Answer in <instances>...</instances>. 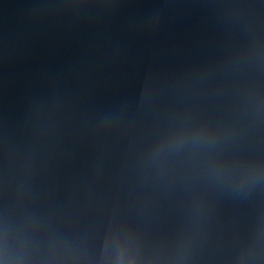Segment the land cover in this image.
<instances>
[{"label": "water", "instance_id": "obj_1", "mask_svg": "<svg viewBox=\"0 0 264 264\" xmlns=\"http://www.w3.org/2000/svg\"><path fill=\"white\" fill-rule=\"evenodd\" d=\"M0 264H264V0H0Z\"/></svg>", "mask_w": 264, "mask_h": 264}]
</instances>
